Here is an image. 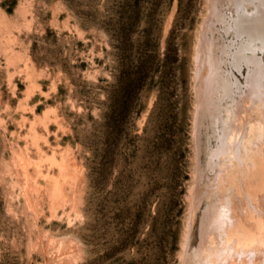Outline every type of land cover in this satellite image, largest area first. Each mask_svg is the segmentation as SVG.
<instances>
[{"label": "rangeland", "instance_id": "374dc122", "mask_svg": "<svg viewBox=\"0 0 264 264\" xmlns=\"http://www.w3.org/2000/svg\"><path fill=\"white\" fill-rule=\"evenodd\" d=\"M220 253L264 264V0H0V264Z\"/></svg>", "mask_w": 264, "mask_h": 264}, {"label": "bare ground", "instance_id": "6f19581e", "mask_svg": "<svg viewBox=\"0 0 264 264\" xmlns=\"http://www.w3.org/2000/svg\"><path fill=\"white\" fill-rule=\"evenodd\" d=\"M216 215V214H215ZM214 217H216V216H214ZM224 217V216H223ZM211 221V220H210ZM217 222V221H216ZM206 230V229H205ZM207 236V235H206ZM203 238V237H202ZM207 239V238H206ZM202 242H203V240H202ZM207 243V242H206ZM253 245V244H252ZM207 246H208V244H207ZM253 246H255V244L253 245ZM257 246V245H256ZM240 249V248H239ZM243 248H241V250H239V251H235V250H237L236 249V247H235V245H234V247L233 246H231V245H225L224 246V248H222V257L223 258H225L224 257V255H226V253H229L228 255H230V254H232L233 252L236 254V252H240V254L241 253H243V251H245V249L244 250H242ZM260 249V248H259ZM259 249H256V247H255V250H252V252H253V254H255V253H257L256 251H258L259 252ZM227 250H228V252H227ZM262 250V249H261ZM221 253H220V255H217V258H215V254H214V258L216 259V260H210V261H208V263L207 264H224V263H226V261L223 263V259H221ZM228 255H227V257H228ZM241 255H243V254H241ZM246 255H248V254H246ZM256 255V254H255ZM211 257H213L212 255H211ZM230 257V256H229ZM233 257H234V255H233ZM237 258V257H236ZM227 259V258H226ZM241 263V262H240Z\"/></svg>", "mask_w": 264, "mask_h": 264}]
</instances>
